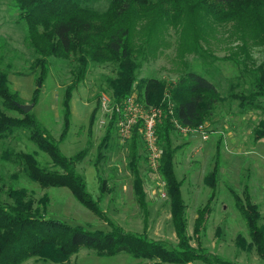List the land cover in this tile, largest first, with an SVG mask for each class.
<instances>
[{
    "label": "rangeland",
    "instance_id": "obj_1",
    "mask_svg": "<svg viewBox=\"0 0 264 264\" xmlns=\"http://www.w3.org/2000/svg\"><path fill=\"white\" fill-rule=\"evenodd\" d=\"M108 6L106 1L93 4L100 11H105ZM204 24L206 27L199 30L196 39L189 34L185 36L182 26L164 30L160 35L162 45L156 56H148L147 59L139 57L141 68L137 72V80L156 79L170 85L192 71L205 76L217 86L223 99L203 124L208 140H204L203 135L195 129L185 133L176 127L172 134L173 148H177L174 168L177 179L182 182L186 204L187 233L192 245L197 248L194 226L198 211L209 203L214 193L210 203L211 214L201 235L202 246L237 264H264L235 200V196H239L245 206L249 194L251 203L258 207L259 226H264V139L256 142L254 137L255 129L264 122V111L243 112L239 102L230 98L231 93L250 90L247 70L264 68V46L249 43L244 48L234 23L219 24L209 17ZM197 46L201 47V53L196 51ZM37 59L38 55L26 42V26L19 20L15 1L0 0V72L8 73L11 89L20 94L22 104L34 107L32 111L43 127L55 141L60 142L63 155L72 157L88 149L77 170L85 175L89 192L95 200L100 201L107 218L127 232L143 234L147 229L151 240L176 246L178 240L172 223L171 200L159 170L151 167L142 123L134 128L133 136L136 130L148 216L136 200L134 175L129 167L133 137L126 143L120 140L117 126L119 116L116 112L111 138L99 152L108 129L102 124L105 119L103 98H110L113 106L120 104L115 102L111 84L118 78V65L90 64L84 82L72 95L70 130L66 139L62 140L61 104L64 92L72 82L76 62L74 59L50 58L49 75L40 84ZM37 88H40V95L35 104L32 98ZM131 95L144 108L156 107L140 98L138 91ZM98 104L96 121L90 128L92 113ZM8 114L22 117L16 111ZM22 152L35 155L42 167L57 169L50 157L30 140L28 131L18 130L1 137L0 203H12L7 195L9 189H26L35 201L34 208L47 218L62 220L73 226H87L91 230L110 231L106 218L98 217L83 206L68 188L43 189L24 175L22 166L14 157L12 159L13 154ZM216 166L217 182L213 190L207 178ZM98 175L105 181L103 193L100 192ZM46 197L48 202L44 204ZM23 264H152V261L136 259L127 254L105 256L82 248L65 263L36 257Z\"/></svg>",
    "mask_w": 264,
    "mask_h": 264
},
{
    "label": "trees",
    "instance_id": "obj_2",
    "mask_svg": "<svg viewBox=\"0 0 264 264\" xmlns=\"http://www.w3.org/2000/svg\"><path fill=\"white\" fill-rule=\"evenodd\" d=\"M19 11V20L26 26V42L38 55L40 68L38 83L43 84L50 72V58L74 59L71 84L62 100L63 131L66 139L71 124V100L73 93L87 76L91 63H112L119 67L118 78L111 81L115 102L121 103L138 91L149 104L160 107L164 115L157 124V137L162 150L159 172L166 183L171 200L172 223L178 244L151 240L147 229L143 234L127 232L105 216L100 201L88 190L85 175L77 170L88 149L67 157L32 111L25 114L18 107L21 96L11 89L7 72H0V138L18 130L28 131L30 140L46 153L57 169L42 167L36 156L29 153L12 155L23 173L41 188H68L83 206L100 218H106L108 232L91 230L87 226H73L62 220L47 218L26 189L8 190L11 204L0 203V264H23L36 258H46L54 263H65L82 248L94 250L100 255L127 254L136 259L152 261V264H237L215 255L201 244V235L211 214L210 203L198 211L194 235L198 247H194L187 233L186 204L182 195V182L175 173L174 163L177 148H173L172 134L175 120L179 125L197 128L206 122L222 101L217 86L197 72H188L178 82L165 84L156 79L137 80L141 68L139 57L156 56L162 45L160 35L170 27L180 28L194 39L206 18L219 24L234 23L244 48L249 43L264 46V0H14ZM106 1L105 11L93 7L94 3ZM137 40L139 43H137ZM196 51L201 53V47ZM250 90L231 93L230 98L239 102L243 112L264 111V68L248 71ZM40 88L34 92L32 101L38 103ZM16 111L22 117L8 112ZM99 104L92 113L90 128H93ZM172 111V112H171ZM116 118L108 125L99 152L108 145ZM255 141L264 139V122L254 131ZM137 131H134L129 167L134 175L133 187L136 200L148 216L144 179L139 168ZM99 156L100 153H99ZM217 166L207 178L215 189ZM100 192L105 191V181L98 175ZM248 188L246 187V193ZM215 192V191H214ZM243 213L258 254L264 259V226H259L258 207L247 194L244 206L235 196ZM47 204L48 197L43 199ZM46 207V205H44ZM201 244V246L199 245Z\"/></svg>",
    "mask_w": 264,
    "mask_h": 264
},
{
    "label": "built area",
    "instance_id": "obj_3",
    "mask_svg": "<svg viewBox=\"0 0 264 264\" xmlns=\"http://www.w3.org/2000/svg\"><path fill=\"white\" fill-rule=\"evenodd\" d=\"M102 105V110L105 117V119L102 121L104 127H108L110 121L115 115V112L118 113V135L120 140L124 143L132 140L134 128L139 123H142V133L144 135V140L150 155V164L153 170L158 171L162 150L157 137V124L161 122L164 115V110L157 106L144 108L143 106H140L138 103H136V97L132 95L115 106L112 105L110 98L104 96ZM175 127L179 128L185 133L195 129L203 135L204 140H208L209 138L204 131V125H201L197 128H186L179 125L178 121L175 120Z\"/></svg>",
    "mask_w": 264,
    "mask_h": 264
},
{
    "label": "water",
    "instance_id": "obj_4",
    "mask_svg": "<svg viewBox=\"0 0 264 264\" xmlns=\"http://www.w3.org/2000/svg\"><path fill=\"white\" fill-rule=\"evenodd\" d=\"M18 107L25 114H28V113L32 112V110L34 109V107L32 105H24V104L21 105V104H18Z\"/></svg>",
    "mask_w": 264,
    "mask_h": 264
}]
</instances>
